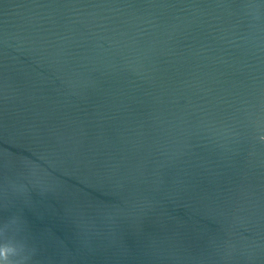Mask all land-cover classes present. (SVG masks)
<instances>
[{
    "label": "water",
    "instance_id": "obj_1",
    "mask_svg": "<svg viewBox=\"0 0 264 264\" xmlns=\"http://www.w3.org/2000/svg\"><path fill=\"white\" fill-rule=\"evenodd\" d=\"M264 0H0V264H264Z\"/></svg>",
    "mask_w": 264,
    "mask_h": 264
},
{
    "label": "clouds",
    "instance_id": "obj_2",
    "mask_svg": "<svg viewBox=\"0 0 264 264\" xmlns=\"http://www.w3.org/2000/svg\"><path fill=\"white\" fill-rule=\"evenodd\" d=\"M261 139H264V136H262ZM0 255H4V256H5V259H7V254H6V252H0Z\"/></svg>",
    "mask_w": 264,
    "mask_h": 264
}]
</instances>
